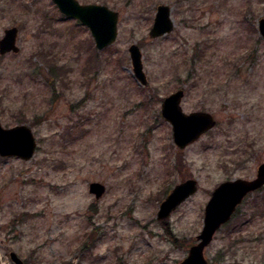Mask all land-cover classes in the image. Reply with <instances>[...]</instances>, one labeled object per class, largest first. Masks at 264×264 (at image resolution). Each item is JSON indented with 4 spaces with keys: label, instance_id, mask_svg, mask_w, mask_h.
Returning a JSON list of instances; mask_svg holds the SVG:
<instances>
[{
    "label": "rangeland",
    "instance_id": "1",
    "mask_svg": "<svg viewBox=\"0 0 264 264\" xmlns=\"http://www.w3.org/2000/svg\"><path fill=\"white\" fill-rule=\"evenodd\" d=\"M119 12L118 36L98 50L89 28L53 0H0V121L26 124L30 160L0 157V264H179L198 242L205 206L225 180L254 179L264 162V0H80ZM175 27L151 37L157 6ZM138 44L148 84L133 71ZM185 90L187 113L213 130L184 149L161 112ZM198 190L166 219L162 201ZM106 186L99 198L91 182ZM170 225L169 235L163 223ZM210 264H264V187L249 194L206 247Z\"/></svg>",
    "mask_w": 264,
    "mask_h": 264
},
{
    "label": "water",
    "instance_id": "2",
    "mask_svg": "<svg viewBox=\"0 0 264 264\" xmlns=\"http://www.w3.org/2000/svg\"><path fill=\"white\" fill-rule=\"evenodd\" d=\"M59 12L79 20L87 26L95 39L96 47L102 50L115 42L118 36L119 12L99 3H81L80 0H53ZM154 23L150 30L151 37H160L173 31L175 24L172 19L171 7L167 4L157 6ZM259 31L264 38V18L259 21ZM19 29L11 27L5 30L0 39V54L19 52L17 37ZM133 71L136 79L142 85L148 84L144 70L143 54L138 44L129 47ZM185 96L183 89L176 90L162 101L161 112L166 121L172 125L175 144L184 149L198 140L216 126L215 116L203 110L187 113L182 107ZM37 149V140L31 128L26 124L5 127L0 121V157H17L30 160ZM257 176L254 179L238 178L225 180L213 190L205 206L204 226L197 236L198 242L189 248L188 255L179 264H210L205 256V249L213 241L217 231L228 223L245 198L264 187V162L259 165ZM195 178H188L175 185L172 191L162 201L158 219H166L184 201L198 190ZM106 186L101 182H92L90 192L99 198L105 193ZM10 258L15 264H25L19 255L12 251Z\"/></svg>",
    "mask_w": 264,
    "mask_h": 264
},
{
    "label": "trees",
    "instance_id": "3",
    "mask_svg": "<svg viewBox=\"0 0 264 264\" xmlns=\"http://www.w3.org/2000/svg\"><path fill=\"white\" fill-rule=\"evenodd\" d=\"M163 225H164V228H165L166 232L169 235H172V232H171V229H170V225L167 222H164Z\"/></svg>",
    "mask_w": 264,
    "mask_h": 264
},
{
    "label": "flooded vegetation",
    "instance_id": "4",
    "mask_svg": "<svg viewBox=\"0 0 264 264\" xmlns=\"http://www.w3.org/2000/svg\"><path fill=\"white\" fill-rule=\"evenodd\" d=\"M184 92H185V90H184ZM209 112V111H208Z\"/></svg>",
    "mask_w": 264,
    "mask_h": 264
}]
</instances>
